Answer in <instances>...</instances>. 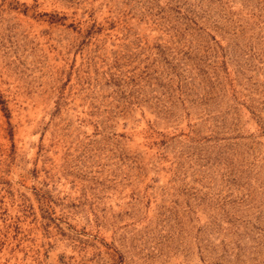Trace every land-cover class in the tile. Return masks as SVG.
Segmentation results:
<instances>
[{
    "label": "rangeland",
    "instance_id": "1",
    "mask_svg": "<svg viewBox=\"0 0 264 264\" xmlns=\"http://www.w3.org/2000/svg\"><path fill=\"white\" fill-rule=\"evenodd\" d=\"M0 264H264V0H0Z\"/></svg>",
    "mask_w": 264,
    "mask_h": 264
}]
</instances>
